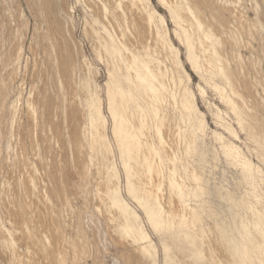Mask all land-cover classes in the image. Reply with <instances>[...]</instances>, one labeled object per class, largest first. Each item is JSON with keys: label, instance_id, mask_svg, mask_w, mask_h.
Here are the masks:
<instances>
[{"label": "bare ground", "instance_id": "bare-ground-1", "mask_svg": "<svg viewBox=\"0 0 264 264\" xmlns=\"http://www.w3.org/2000/svg\"><path fill=\"white\" fill-rule=\"evenodd\" d=\"M161 1L163 7L169 10L168 14L173 18L174 23L178 24L179 31H183L184 40H182L186 57L192 64L189 63L192 66L190 69L196 75H200L197 59L198 56L201 58L203 55L205 64L221 76L223 85L218 90L221 93L227 90L231 107L239 119L240 128L248 133L259 148L264 149V133L257 127V119L252 115L251 110L243 104L245 100L253 97L252 92L255 89L243 83L238 90L237 82L234 84L233 81L236 79L240 82L238 72L242 71V60L237 31L244 25L238 24V27L232 29L230 25L221 28L229 45L226 50L219 49L224 43L207 31L204 21L195 16L196 7L207 13L206 8L209 6L207 0H194V3L188 0H170V3ZM37 2L42 6L41 16H45V22L48 23L47 39L51 41L52 47H56L60 44L58 35L62 33L56 27L60 22L58 19L55 21L54 15L58 10L55 1L36 0V4ZM86 3L83 12L85 18L83 33L105 69L107 77L105 102L102 104L99 98L100 90L94 81L93 66H87L84 72L75 74L76 77L71 75V69L74 68L71 66H74L75 60L71 65L67 52L62 51V48L65 51L68 47L65 37L60 38L63 41L62 46L56 47L63 79L61 76L60 78L62 82L73 81V83L69 82L72 84H69L71 87H68L69 85L66 87L71 88L72 92L69 93V90L68 93L77 102L69 112L72 126L64 141L65 146L68 147L67 159L68 153L72 154L74 159H82L78 165L80 164L85 172H91L88 175L92 176L90 180L96 204L95 210L104 217L101 218L107 224V231H104L105 223L103 224L102 221V236L106 242L113 245V252L115 250L120 254L121 250L124 252L122 259L120 258L123 263L122 261L120 263L157 264V249L160 248L163 264H264V192L256 191L257 185L254 183L252 191H242L241 194H237V191L227 186L228 184L225 186L224 177H221L217 184L212 182L211 185L207 176L202 177V173L206 171L207 158L203 151L204 144L200 139L206 126L198 115L194 121L191 120V106L194 104L190 100L191 95L176 80L169 67L170 63H166L169 59L167 54L172 52L169 61H180L177 67H184L175 50L176 47L172 45L170 35L166 42L162 19L156 17L154 8L147 6V0H87ZM225 3L227 4L228 1L225 0ZM228 18V22L234 23L235 26L236 21H231L229 16ZM251 24L246 23V28H243L246 33H244L245 38L247 35L251 37L253 34L251 29L256 27L253 24L257 25L253 23L251 28ZM4 27L2 25L0 29ZM220 27L221 24L216 28ZM190 28L191 31L195 30L198 33L199 40L196 46L191 39ZM242 31L240 30L241 33ZM175 35L177 38L180 36L178 33ZM261 35L264 45V36ZM52 47L49 48L52 50ZM70 53L71 51H68V55ZM227 54L232 57V61L228 62L225 59ZM73 56L71 59L74 58ZM61 79L57 80L58 85ZM63 96L61 95V98H65ZM186 103H190L189 107ZM45 106L46 108L42 110L44 114H41L48 116L50 105L45 104ZM42 127L44 129L45 124ZM216 135L219 136L215 133L214 137H217ZM199 140L201 142H198ZM49 144H47L50 146L48 150H51L52 145ZM178 144L183 148L178 147ZM183 155L191 157L195 169L189 162L184 161ZM220 155L228 163L239 165L245 176H250L252 167L248 162L240 160L241 153L238 147L235 145L228 147L224 144L220 147L219 154L213 153L214 157ZM84 178L87 179L86 176ZM79 180L80 185L82 178ZM240 183L242 184V180ZM241 184L238 183V186ZM238 188L240 190V187ZM213 194L217 195L215 202H205V198ZM190 198L200 201L195 206L189 207L187 202ZM132 205L139 208L148 224V229L144 227L143 220ZM148 231L157 237L158 248L151 240ZM6 234L10 236L8 230ZM71 245L77 246L76 243ZM112 254L111 252L105 261L100 259V264L109 261L113 263Z\"/></svg>", "mask_w": 264, "mask_h": 264}, {"label": "rangeland", "instance_id": "rangeland-1", "mask_svg": "<svg viewBox=\"0 0 264 264\" xmlns=\"http://www.w3.org/2000/svg\"><path fill=\"white\" fill-rule=\"evenodd\" d=\"M54 1L55 7L58 9L54 15L55 21L59 20L60 22L56 27L62 33L60 36L58 35L60 44L57 46H62L61 42L63 43V41L60 38L65 37L66 46L70 47H67V49L71 53L68 55L67 49L64 51V48H62V51L67 52L71 65L74 62V66H71V68L74 67L71 69V75L76 77L75 74L78 75L79 72H84L87 66H93L92 68H95L94 81L100 90L98 95L101 103L104 104L105 81L107 79L105 69L83 33L85 27L83 12L87 0ZM167 1H169L168 3L171 2L165 0L166 3ZM188 1L194 3V0ZM227 1L226 4L225 0H207L209 5L206 8L207 13L196 7L195 16L204 21L207 31L220 38L224 44L220 45L219 49L225 50L229 42H227L228 39L224 38L221 28L230 25V29H232L239 24L240 26L244 25L243 28L245 29L246 23L257 24H253L256 27L251 24V28L253 27L251 37L247 35L245 38L243 28L244 32L242 29H240L242 33L240 30L237 31L240 41L242 71L238 72L240 82L236 79H233V81L234 84L237 82L236 87L238 90L243 83L248 87L252 86L256 90L252 92L253 97L247 101L245 100L243 104L251 110L252 115L257 119V127L264 133V45L261 39L263 38L261 34L264 36V0ZM37 4L36 0H0V26H5L0 29V264H100V259L105 261L111 252L113 253V263H110V261L109 263L122 264L121 257H123L124 252L121 250L122 255L117 250L113 252V245L106 242L102 236V226L105 223L104 231H107V224L103 220L104 217L97 214L95 210L96 204L92 194V181L90 180L92 176L88 175L91 172H85V169L80 164L78 165V162L80 163L82 159L75 158L78 160L76 161L70 153H68V159L66 156V148L68 147L65 146L67 138L65 136L68 135L72 126L69 121V112L77 103L72 99V95H69L72 91L68 87H71L72 84L70 83H73V81L62 82V73L59 68L60 60L58 61L59 57L56 53L57 46L52 47L51 41L47 39L49 37L48 23L45 22V16H41L43 15L41 4ZM171 5H169L170 8H172ZM147 6L154 8L156 17L162 19L166 42L169 40L168 35H170L172 45L176 47L175 50L178 52L181 62H183L184 67L178 68L177 63L180 61H169L173 53L167 54L169 59L166 63H170L169 67L172 69L176 80L188 90L191 95L190 100L194 103L191 106V120L194 121L198 115L207 128H205L202 139H200L204 144L203 151L207 158L206 171L202 173V177L207 176L210 185L212 182L217 184L219 179L224 177L225 186L228 184L227 186L237 191V194H241L242 191H252V184L254 183L257 185L256 191L264 192V149L259 148L248 133L240 128L239 119L231 107L232 103L228 98L227 90L224 93L218 90L223 85L221 76L205 64L203 55L201 58L198 56L197 68L200 75H196L190 69L192 64L186 57L183 31H179L178 24L174 23L173 18L168 14L169 10L163 7L161 0H147ZM228 16L231 21H236L235 26L234 23L228 22ZM220 24L222 27L216 28ZM189 30L194 45H197L198 33L195 30L191 31V28ZM173 32L178 33L180 36L177 38ZM4 34L6 37L3 36ZM242 41L244 42L242 43ZM53 44L55 45L54 40ZM49 47L53 49L51 50ZM53 56H56V58ZM71 56L74 58L71 59ZM225 57L228 62L232 61L229 54ZM83 66L84 69L82 70ZM56 76L57 79H55ZM58 79H61L60 85H58ZM63 83L66 85H62ZM63 86H68L66 87L68 89H64ZM61 95H64L65 98H61ZM44 103L50 105L48 116L42 115L44 114L42 110L46 108ZM189 105L190 103H186L187 107ZM32 109L33 111H31ZM28 116L31 117L28 118ZM44 117H47L48 120ZM42 120L45 122H42ZM44 124L45 130L42 127ZM27 128L31 131H28ZM215 133L219 136L214 137ZM109 134L110 128L108 127ZM47 140L49 141L47 142ZM200 140L198 142H201ZM49 142L52 145L51 150H48L50 146L47 144ZM39 143L42 146H38ZM224 144L228 147L234 145L238 147L241 153L240 160L248 162L252 167L250 176H245L239 165L228 163L223 156H213V153H220V147ZM178 147L183 148L181 144H178ZM183 156L184 161L189 162L195 169V165H193L195 163L190 159L191 157ZM80 158L82 157L80 156ZM85 176L87 179L84 178ZM79 178H82L80 185ZM241 180L242 184L240 183ZM238 183L241 185L238 186ZM237 187H240V190ZM216 198L217 195L213 194L206 197L205 202H215ZM199 201L190 198L187 204L192 207L198 204ZM129 203L131 204V202ZM132 207L143 220L144 227L148 229V224L139 208L135 205H132ZM6 229L10 236L6 234ZM148 233L158 248L157 237L149 231ZM72 243H76L77 246L71 245ZM11 259L17 260L11 262ZM121 261L122 263H120ZM157 264H163L160 248L157 249Z\"/></svg>", "mask_w": 264, "mask_h": 264}]
</instances>
